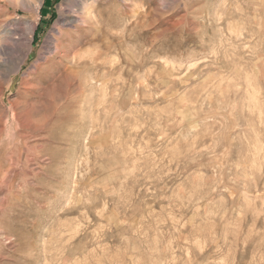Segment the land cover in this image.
Returning a JSON list of instances; mask_svg holds the SVG:
<instances>
[{
	"label": "rangeland",
	"instance_id": "rangeland-1",
	"mask_svg": "<svg viewBox=\"0 0 264 264\" xmlns=\"http://www.w3.org/2000/svg\"><path fill=\"white\" fill-rule=\"evenodd\" d=\"M35 1L0 0V264H264V0Z\"/></svg>",
	"mask_w": 264,
	"mask_h": 264
},
{
	"label": "bare ground",
	"instance_id": "bare-ground-1",
	"mask_svg": "<svg viewBox=\"0 0 264 264\" xmlns=\"http://www.w3.org/2000/svg\"><path fill=\"white\" fill-rule=\"evenodd\" d=\"M29 1H32V0H22V3L24 4V5H29L31 2H29ZM34 1V0H33ZM88 1L89 0H72V2H73V6L76 8V10L77 11H80V12H84L87 8H88ZM93 3H92V5L91 6H95L94 8H96L97 6H96V4L98 3V1L99 0H91ZM37 2V3H36ZM42 3V0H36L35 1V3L34 4H36V5H40ZM32 4H33V2H32ZM32 4H30V5H32ZM98 5V4H97ZM100 5V4H99ZM93 8V7H92ZM91 8V10L93 11V10H95V9H92ZM26 9V8H25ZM30 10V9H29ZM30 12V11H29ZM38 12V11H37ZM87 12V11H86ZM94 13H95V11H94ZM83 14V13H82ZM85 14V13H84ZM95 15V14H94ZM92 16V15H91ZM96 16V15H95ZM69 17V16H68ZM73 18V17H72ZM71 17L67 20V23H70L71 24V22H72V24H73V20L74 19H72ZM76 18V17H75ZM94 18V17H93ZM66 19V18H65ZM81 19V18H80ZM79 20V19H78ZM83 20V19H82ZM94 21H96V20H94ZM79 22V21H78ZM66 23V22H65ZM66 23V24H67ZM79 24H80V22H79ZM81 24H83L82 22H81ZM75 25V24H74ZM84 27V26H83ZM82 27V28H83ZM74 28H76V30H79L81 27L79 26V25H75V27ZM28 29V28H27ZM83 31V30H82ZM61 32V31H60ZM78 33V32H77ZM93 33V32H92ZM51 35V37H50V40H45V42H44V47H45V50L47 49V50H49V49H51V45H54V49H56V51L53 53V55H54V57H56L58 60H60V59H63V57H65V56H67L66 55V53H65V51L64 50H62L61 49V47H60V37H55V35H53V34H50ZM60 35H62V32L60 33ZM59 35V36H60ZM76 35V34H75ZM81 35V34H80ZM31 34H20L19 35V45L21 46V45H24V47H26V48H29V44H30V38H31ZM96 36H97V34H96ZM49 37V36H48ZM87 37V36H86ZM95 37V36H94ZM81 38V37H80ZM92 38V37H91ZM98 38V37H97ZM88 39H89V37H88ZM96 39V38H95ZM92 40V39H91ZM15 42V41H14ZM23 42V43H22ZM84 42V41H83ZM86 42V41H85ZM17 44H18V42H17ZM19 45H17V49H16V47H15V49L13 48H11L12 49V51H16L17 50V52H18V46ZM15 46H16V44H15ZM22 47V46H21ZM77 47V46H76ZM7 48V47H6ZM72 48V47H71ZM80 48V47H79ZM23 49V48H22ZM25 49V48H24ZM44 49V48H43ZM75 49V48H74ZM67 50V49H66ZM69 50V49H68ZM71 50V49H70ZM25 51H27V50H25ZM29 51V50H28ZM50 51V50H49ZM3 52V51H2ZM20 52H23L22 50L20 51ZM16 54V53H15ZM68 54H69V52H68ZM73 54V53H72ZM19 55V54H18ZM70 55V54H69ZM79 55V54H78ZM22 56V55H21ZM40 56H42V55H40ZM44 56V55H43ZM46 56V55H45ZM50 56V55H49ZM75 56V55H74ZM39 61V60H38ZM45 61H47V60H45ZM39 63V62H38ZM43 63H45V62H43ZM56 65V64H55ZM36 66V65H35ZM36 69V68H35ZM34 69V70H35ZM53 75V74H52Z\"/></svg>",
	"mask_w": 264,
	"mask_h": 264
}]
</instances>
